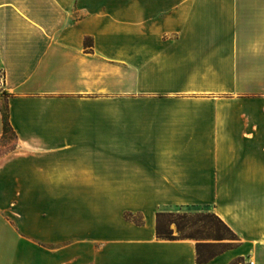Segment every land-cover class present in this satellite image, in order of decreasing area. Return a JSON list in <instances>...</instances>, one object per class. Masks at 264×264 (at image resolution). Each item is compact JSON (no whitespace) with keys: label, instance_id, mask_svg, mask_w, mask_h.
I'll list each match as a JSON object with an SVG mask.
<instances>
[{"label":"crops","instance_id":"0c3cea01","mask_svg":"<svg viewBox=\"0 0 264 264\" xmlns=\"http://www.w3.org/2000/svg\"><path fill=\"white\" fill-rule=\"evenodd\" d=\"M3 100L0 264H264V0H0ZM196 205L202 263L156 234Z\"/></svg>","mask_w":264,"mask_h":264},{"label":"rangeland","instance_id":"374dc122","mask_svg":"<svg viewBox=\"0 0 264 264\" xmlns=\"http://www.w3.org/2000/svg\"><path fill=\"white\" fill-rule=\"evenodd\" d=\"M2 105H5L4 100ZM14 141V133L8 130L0 140V157L12 150ZM243 199H248V197ZM160 213L162 215L158 218L159 225L162 228L171 229L173 235L178 238L192 236V239L197 242L209 243L215 251L223 247L234 248L239 244V236L233 230L236 237H232L226 232L224 226L219 221V217L207 206L166 207ZM125 217L137 223L142 221L140 214H133L132 212H126ZM219 235L225 236V239H216ZM247 259L240 260L239 262H244ZM252 260L254 261V259Z\"/></svg>","mask_w":264,"mask_h":264},{"label":"trees","instance_id":"16d2710c","mask_svg":"<svg viewBox=\"0 0 264 264\" xmlns=\"http://www.w3.org/2000/svg\"><path fill=\"white\" fill-rule=\"evenodd\" d=\"M1 112H2V117H3V129L4 133L6 134L8 130H11L9 121H8V109L7 105H2L1 106ZM162 215V213L158 212L156 216V234L159 238L163 239H176L178 237L174 236L172 233V230L169 228H162L159 225V217ZM219 221L222 223L224 226L226 232H228L232 237H236V234L232 231V229L224 223L220 218ZM179 231H181L180 228H178ZM184 238V237H183ZM187 238V237H186ZM188 238H192V236H189ZM218 240L225 239V236L219 235L217 236ZM229 246V245H227ZM212 246L209 243H203V242H197L196 243V254H197V261L202 263V262H207L208 260L212 259L214 256L218 255L219 253H222L223 251L230 249L228 247H223L217 251L213 250L211 248Z\"/></svg>","mask_w":264,"mask_h":264},{"label":"built area","instance_id":"2783aa9c","mask_svg":"<svg viewBox=\"0 0 264 264\" xmlns=\"http://www.w3.org/2000/svg\"><path fill=\"white\" fill-rule=\"evenodd\" d=\"M239 264H255V261H253L252 259H247L244 262H239Z\"/></svg>","mask_w":264,"mask_h":264}]
</instances>
